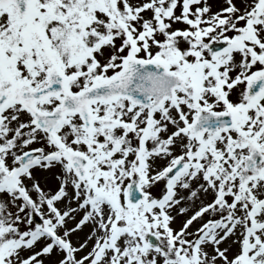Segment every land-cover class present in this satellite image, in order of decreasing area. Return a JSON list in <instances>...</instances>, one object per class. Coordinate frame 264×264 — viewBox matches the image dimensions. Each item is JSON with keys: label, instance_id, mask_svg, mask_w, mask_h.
<instances>
[{"label": "snow or ice", "instance_id": "snow-or-ice-1", "mask_svg": "<svg viewBox=\"0 0 264 264\" xmlns=\"http://www.w3.org/2000/svg\"><path fill=\"white\" fill-rule=\"evenodd\" d=\"M0 264H264V0H0Z\"/></svg>", "mask_w": 264, "mask_h": 264}, {"label": "bare ground", "instance_id": "bare-ground-1", "mask_svg": "<svg viewBox=\"0 0 264 264\" xmlns=\"http://www.w3.org/2000/svg\"><path fill=\"white\" fill-rule=\"evenodd\" d=\"M221 3V0H215V4Z\"/></svg>", "mask_w": 264, "mask_h": 264}, {"label": "rangeland", "instance_id": "rangeland-1", "mask_svg": "<svg viewBox=\"0 0 264 264\" xmlns=\"http://www.w3.org/2000/svg\"><path fill=\"white\" fill-rule=\"evenodd\" d=\"M209 3H212V0H208ZM222 3V2H221Z\"/></svg>", "mask_w": 264, "mask_h": 264}]
</instances>
